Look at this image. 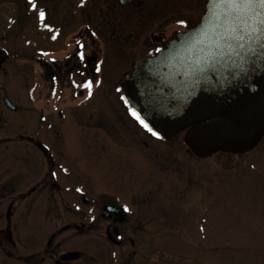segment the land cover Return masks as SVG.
I'll return each instance as SVG.
<instances>
[{"label":"flooded vegetation","instance_id":"af4514ba","mask_svg":"<svg viewBox=\"0 0 264 264\" xmlns=\"http://www.w3.org/2000/svg\"><path fill=\"white\" fill-rule=\"evenodd\" d=\"M205 2L0 0V142L9 139L6 116L30 113L38 121L34 127L47 131L41 140L27 138L39 157L40 193L48 197L51 211L83 212L78 222L86 226L72 222L58 229L70 232L72 239H85L86 245L64 251L56 242L61 234H48L45 224L43 240L32 242L19 231L23 223L29 224L27 207L16 221L12 213L8 221L6 211L5 225H0L6 244L0 264H157L141 248L157 241L159 228L176 223L170 205L174 176L186 174L181 161V153L186 155L184 133L181 141V133L170 139L156 134L127 104L120 84L136 61L156 55L175 33L196 25ZM3 8L7 14L1 16ZM48 36L54 51L37 48L36 55L23 54L37 37L47 48ZM53 37L62 43L55 44ZM115 44L131 50L139 44L143 52L118 78H110L99 50ZM9 51L14 52L11 59ZM10 74L22 75L28 88L22 91L17 83L16 90ZM26 102L35 104L25 108ZM263 142L264 135L257 146ZM97 231L102 243L118 251H94L91 240Z\"/></svg>","mask_w":264,"mask_h":264},{"label":"rangeland","instance_id":"374dc122","mask_svg":"<svg viewBox=\"0 0 264 264\" xmlns=\"http://www.w3.org/2000/svg\"><path fill=\"white\" fill-rule=\"evenodd\" d=\"M6 14V8H3L1 16ZM33 33L29 31L28 35ZM127 36V33L123 34L122 40ZM49 38L47 48L44 42L38 41L39 37L36 41L30 40L23 54L36 55L34 50L37 48L54 51ZM53 39L55 44L62 43L57 37ZM140 47L134 45L135 51L129 45L126 50L118 44L112 49L101 46L99 52L104 59V73L107 74L109 69L112 74L107 75L118 78L128 69L131 60L141 56ZM9 53V59L13 58L14 52ZM112 63L115 65L111 66ZM14 65L10 68H15ZM106 65L110 68L107 69ZM10 75L16 82V90L19 85L22 91L28 88L22 75L14 78L13 74ZM34 104L26 102L23 105L33 108ZM29 114L13 113L5 117L10 125L5 133L9 139L0 142V220L6 211L8 221L10 213L13 221L21 219L23 207H27L29 224L23 223L19 231L35 242L38 238L45 239L44 224L48 234L54 231L58 235L61 234L58 229L65 230L67 223L86 226L78 222L79 214L83 212L51 211L48 197L40 193L37 181L39 157L34 142L27 138L35 136L41 140L47 131L34 127L38 121L29 118ZM182 136L183 133L178 135L179 141ZM178 144L181 145L176 141V146ZM181 154L184 156L181 155L182 163H186V174L181 178L174 176V197L170 205L171 218L176 223L159 228L154 237L157 241L143 246L141 252L156 259L157 264H264V142L243 157L218 153L207 159H197L187 148L186 155ZM151 196L147 195V198ZM0 225H5L3 219ZM99 233L94 232L91 240L94 241V251L117 252V248L101 242ZM69 235L70 232L63 233L56 240L64 251L76 249V244L86 245L84 237L72 239ZM3 245L6 244L0 238V253L4 250Z\"/></svg>","mask_w":264,"mask_h":264},{"label":"water","instance_id":"95a60500","mask_svg":"<svg viewBox=\"0 0 264 264\" xmlns=\"http://www.w3.org/2000/svg\"><path fill=\"white\" fill-rule=\"evenodd\" d=\"M257 11L264 18V8ZM258 27L264 25L253 11L206 0L199 22L136 61L120 90L160 137L184 133L197 159L248 153L264 135V31Z\"/></svg>","mask_w":264,"mask_h":264},{"label":"snow or ice","instance_id":"6c2138e0","mask_svg":"<svg viewBox=\"0 0 264 264\" xmlns=\"http://www.w3.org/2000/svg\"><path fill=\"white\" fill-rule=\"evenodd\" d=\"M230 3L236 4L238 7H245L255 13L256 22L258 25H264V18H262V13L257 11L258 8H264V0H230ZM41 19H43V13H40ZM183 23V22H181ZM254 31H264V28H256ZM243 39V37H241ZM135 116V113H133ZM139 119V117H136ZM142 123V121H141ZM155 135V133H153ZM79 191V189H78ZM127 211V209H125Z\"/></svg>","mask_w":264,"mask_h":264}]
</instances>
